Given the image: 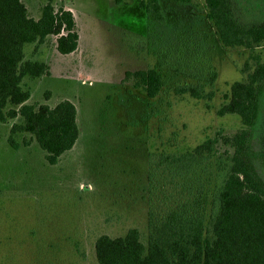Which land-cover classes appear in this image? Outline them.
Masks as SVG:
<instances>
[{"label":"trees","instance_id":"1","mask_svg":"<svg viewBox=\"0 0 264 264\" xmlns=\"http://www.w3.org/2000/svg\"><path fill=\"white\" fill-rule=\"evenodd\" d=\"M138 2L146 16V49L155 63L127 71L123 80L131 78L149 105L152 100L155 105L165 102L161 93L169 88L211 108L218 78L212 54L248 49L245 78L231 85L217 109L219 116L240 117L243 127L223 138L233 154L217 161L216 168L212 159L217 158V138L188 148L171 141L173 151L151 153L147 245L136 228L121 237L103 234L95 244L97 260L99 264H264V56L256 51L264 45V0ZM50 36L57 37L56 48L63 55L79 48L71 10L56 8L54 0H48L35 19L22 0H0V123L21 117L11 127L10 146L18 149L16 134H30L47 162L55 165L79 140L77 107L69 99L54 106L29 103L32 91L24 86L25 78L50 75L48 63L26 59L25 54L27 44L42 43ZM206 173H217L219 182L210 186L211 175Z\"/></svg>","mask_w":264,"mask_h":264},{"label":"rangeland","instance_id":"2","mask_svg":"<svg viewBox=\"0 0 264 264\" xmlns=\"http://www.w3.org/2000/svg\"><path fill=\"white\" fill-rule=\"evenodd\" d=\"M22 1L38 19L48 0ZM138 4L54 0L56 8L73 12L79 48L63 55L55 36L26 45V59L45 61L51 69L39 79L25 78L24 86L32 91L29 103L54 106L71 100L78 110L80 137L51 165L30 134H16L20 145L10 146L11 127L21 117L0 123V264H99L97 238L125 236L133 228L147 245L150 154L173 151L171 141L188 148L207 138L218 139L213 167L233 154L223 138L243 124L236 115L219 116L217 109L231 85L245 78L250 51L212 54L218 78L211 108L169 88L161 93L164 104L152 100L149 105L131 78L123 80L127 71L155 63L146 49V16ZM256 51L264 56V45ZM206 175H211L210 186L219 182L217 173Z\"/></svg>","mask_w":264,"mask_h":264}]
</instances>
